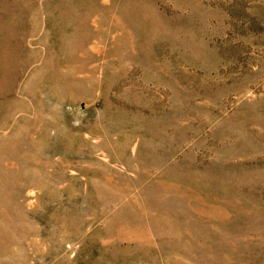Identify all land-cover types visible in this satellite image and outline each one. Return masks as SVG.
<instances>
[{"label": "rangeland", "instance_id": "1", "mask_svg": "<svg viewBox=\"0 0 264 264\" xmlns=\"http://www.w3.org/2000/svg\"><path fill=\"white\" fill-rule=\"evenodd\" d=\"M0 264H264V0H0Z\"/></svg>", "mask_w": 264, "mask_h": 264}]
</instances>
